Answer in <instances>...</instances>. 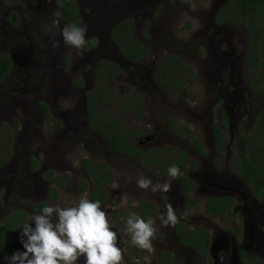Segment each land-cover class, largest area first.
<instances>
[{
	"label": "rangeland",
	"instance_id": "1",
	"mask_svg": "<svg viewBox=\"0 0 264 264\" xmlns=\"http://www.w3.org/2000/svg\"><path fill=\"white\" fill-rule=\"evenodd\" d=\"M75 1L81 17L80 26L86 25L88 29L83 55L64 44L58 29L50 32L44 27L53 19L56 0H24L13 8L9 7V0H0V52L11 55L17 66L12 89L6 84L0 88V122H5L12 134L9 158H22V165H2L0 172L17 167V174L23 178L20 183L15 181L19 184L15 185L17 192L23 194L12 200L9 181L0 177L3 217L8 211L21 207L35 227L30 220L35 198L39 201L52 199L48 204L59 202L75 206L79 195L87 192L89 196L94 186L83 168V161L102 162L115 177L113 183L105 186L109 198L101 207L106 211L111 229L117 232V246L122 250L121 264H134L135 259L131 236L123 221H116L113 211L136 212L142 201L155 204L159 210L149 216L155 221L159 239L152 242L153 249L146 252L141 264H159L164 251L174 255L173 264H201L193 250L183 251L173 245L170 227L160 223L159 215L165 211V201L160 194L141 190L136 184L140 174L150 176L154 183L167 176L138 165L123 153L112 151L110 143L88 126L85 92L92 91L96 84L95 63L105 59L122 68L112 86L118 99L135 89L142 95L139 104L143 112L139 115L136 111L122 110L123 103L112 99L99 101L97 111L118 115L127 126L139 130L141 137L136 142L144 148L158 146L170 152L169 146H175L185 149L189 159L197 160L196 167L187 171L195 186V206L180 212L184 197L177 179L172 181L171 191L167 193L179 220L191 228L203 226L210 230L215 264H237L238 249L251 257H259L260 264H264V198L258 199L254 186L233 169L236 156L246 146L247 134L254 125L264 121V95L252 91L245 80L244 59L248 45L244 28L214 21L219 7L227 0H125L133 6L144 3L151 10L148 17L133 14L135 38L151 52V58L138 65V72L129 67L132 62L123 60L109 41L113 11H122L130 4L117 0ZM8 9H13L17 17L20 14L17 25L4 23ZM121 15L125 16L123 12ZM65 23L69 22L61 15V27ZM93 40L95 46L90 48L88 42ZM53 42L57 46H53ZM261 45L264 47L263 43ZM167 54L179 57L194 71V81L180 94H167L154 76L155 68ZM43 102L49 107V115L41 105ZM172 120L182 130L187 127L194 131L206 153L196 154L193 145L175 133ZM215 125L223 131L226 128L224 151H219L215 144L211 132ZM6 145L7 139L1 138L0 158ZM29 155L39 161L36 170L27 167L30 166L26 164ZM74 163L78 166L74 167ZM47 170H52L57 177L69 176L62 187L55 188V198L46 197ZM81 181L88 183L87 190L80 188ZM225 194L234 196L240 203L234 217L222 220L208 215L206 200ZM123 218L121 214L120 220ZM241 226L243 230L238 240L235 232ZM78 264H84V257H80Z\"/></svg>",
	"mask_w": 264,
	"mask_h": 264
},
{
	"label": "trees",
	"instance_id": "2",
	"mask_svg": "<svg viewBox=\"0 0 264 264\" xmlns=\"http://www.w3.org/2000/svg\"><path fill=\"white\" fill-rule=\"evenodd\" d=\"M19 3L22 0H12ZM59 5L61 15L69 21L70 24L80 26L81 17L75 0H56ZM227 9V10H226ZM237 11L236 13H234ZM229 17L233 23H243L248 29L250 35L249 64L252 65L251 74L248 77L252 89L264 95V0H229L226 6H223L221 15ZM12 22L17 23L16 19L11 16ZM133 20H124L111 29L113 41L117 45L120 53L130 62L140 63L147 61L151 53L149 48L144 44L136 41L133 37L134 29L132 27ZM90 48L95 46V41L88 42ZM12 68V59L9 54L0 52V82L9 75ZM122 71V68L114 61L102 59L98 61L95 76H97L96 84L92 91L85 92V112L87 114L86 121L88 125L98 134L110 143L111 148L115 151L123 152L140 162L142 165L151 168L155 173L167 176V170L170 166L175 165L180 169L179 181L183 197L184 205L182 213L192 209L196 201L193 197L194 183L190 179L187 171L191 167H196L197 160H190L183 148H175L169 146V151L164 148L148 147L144 150L137 140L141 137V132L127 126L122 118L118 115L104 114L98 112V102L108 99L116 100L123 103L122 110L136 111L139 115L143 112L141 104L142 95L140 92L132 89L125 96L119 98L116 96L112 86L115 77ZM194 71L191 66L183 63L181 59L175 55L167 54L162 62L155 69V78L160 88L167 94H180L188 88V84L194 81ZM185 87V88H184ZM187 93V91L185 92ZM48 114V106L41 103ZM134 105V106H133ZM132 107V108H131ZM176 121L172 120V126L175 133L184 138L187 143H191L195 153L202 155L206 153L204 145L194 136V131H190L187 127L181 129L176 126ZM185 130V131H184ZM190 131V132H189ZM224 131L219 125L212 127L211 132L215 139L219 151H224L226 147ZM3 136H6L4 138ZM11 131L7 124H4L2 137L7 139L5 154L0 158V162H4L9 156V146L11 144ZM247 143L239 156H236L233 169L235 173L244 178L247 182L254 186V193L258 199L264 198V121H260L258 125H254L253 129L247 134ZM173 152V154L171 153ZM34 166L37 162L32 158ZM84 167L87 169L89 176L94 184L90 196L92 201H99L100 205L107 203L108 191L106 185L113 183L115 180L114 173L102 162H92L88 159L83 161ZM46 176L54 183L63 186L69 176L57 177L52 172L46 173ZM81 189L84 191L88 188V183L82 181ZM52 197H56V189L52 187L49 191ZM48 206L47 202H41L34 209L38 212L43 207ZM74 206V205H73ZM240 208L239 201L232 195L212 196L206 200L205 211L208 215L226 220L233 218L237 209ZM155 204L149 201H142L136 208V212H124L114 210L116 221H123L126 228V221L130 214L139 213V216L146 221L149 216L152 217L158 213ZM123 212V213H121ZM121 214L124 218L120 220ZM26 212L18 211L9 215L8 220L0 223V263H6L7 257L11 253L17 251L23 252L25 249L22 244L21 233L23 226L28 224ZM30 224V223H29ZM120 224V223H119ZM155 227V226H154ZM243 226L237 228L235 232L237 239L241 236ZM175 233L180 244L183 247L192 249L203 261V264H215L211 254L213 245V237L210 230L206 227L199 226L196 228L189 227L184 221L179 220L175 226ZM159 233L155 232L152 242L159 239ZM131 241V240H130ZM131 250L134 264H141L147 250H142L131 243ZM239 257L242 264H260L259 257L248 256L244 250L239 249ZM174 255L169 251H164L159 257V264H173Z\"/></svg>",
	"mask_w": 264,
	"mask_h": 264
},
{
	"label": "clouds",
	"instance_id": "3",
	"mask_svg": "<svg viewBox=\"0 0 264 264\" xmlns=\"http://www.w3.org/2000/svg\"><path fill=\"white\" fill-rule=\"evenodd\" d=\"M52 16L51 23L44 27L50 32L58 29L64 44L83 55L87 26L65 23L61 27V12L58 9ZM53 46H57V43L53 42ZM73 166L78 165L74 163ZM179 176L180 169L172 165L167 170V178L161 181L154 183L145 174H140L136 179L138 188L159 193L165 201V211L159 215L164 227H175L179 223L167 195L171 191L172 181ZM30 220L34 221L35 227L25 224L21 233L25 251H17L7 257L9 264H78L80 257H84V264H121L122 250L117 246V232L111 229L106 211L99 201L90 200L87 192L79 195L75 206L52 203L40 212H34ZM154 224L151 218L146 221L135 213L130 214L126 231L131 236V243L142 250L152 251L156 232Z\"/></svg>",
	"mask_w": 264,
	"mask_h": 264
},
{
	"label": "flooded vegetation",
	"instance_id": "4",
	"mask_svg": "<svg viewBox=\"0 0 264 264\" xmlns=\"http://www.w3.org/2000/svg\"><path fill=\"white\" fill-rule=\"evenodd\" d=\"M24 0H22V1H20L19 3H15V2H13L12 0H9V2H11V5L9 6L10 8L12 7H15L16 5H19V4H21V2H23ZM101 1V3H102V1L103 0H99V2ZM105 1V0H104ZM106 1H110V0H106ZM117 1H120V2H122V3H124V1L125 0H117ZM119 2V3H120ZM228 2H229V0H227L225 3H224V5L223 6H226L227 4H228ZM56 3H57V1H56ZM89 3H91V1L89 0ZM125 3H129V2H127V1H125ZM130 4V3H129ZM91 6H93V4H91ZM223 6H221V7H219V9H218V11L216 12V15L214 16V21H215V23L216 24H229V25H235V26H242L243 28H244V30H245V41L247 42V45H248V53H246V57H245V59H244V62H245V80H246V83H247V85L249 86V88L250 89H252V87H251V84H250V82H248V77H249V75L251 74V72H250V70H251V68H252V65H250L249 64V59H248V55L250 54L249 53V49H250V44H251V40H250V35H249V32H248V29L246 28V26L243 24V23H233L232 21H231V19L229 18V17H227L226 16V14H225V16H223V15H221V11H222V8H223ZM57 9L59 10V5H58V3H57ZM227 10V9H226ZM60 11V10H59ZM150 11L151 10H149L148 9V5H145L144 3H141V4H139V5H137V6H133V5H128L127 7H125V9L124 10H122V11H118V10H115V11H113V13H115V15H113V17H114V19H112L111 20V26H115L116 24H118V23H120V22H122V21H124V20H127V19H132L133 20V24H132V27H133V29H135V19H134V17H133V14H137V16H141V15H144V16H146L147 15V17L150 15ZM121 12H123V14H125V16H122L121 15ZM237 11H235L234 13H236ZM11 16H12V18L13 19H16L17 20V23H14V22H12L10 19H11ZM20 16V14H18V17ZM117 16V17H116ZM18 17H17V14L16 13H14L13 12V9H8L7 10V12L5 13V15H4V23L5 24H10V25H12V26H14V25H17L18 24ZM68 21V20H67ZM69 22V21H68ZM3 25V22L1 23V26ZM133 37L135 38V30H134V35H133ZM32 38V37H31ZM135 40L136 41H139L138 39H136L135 38ZM16 42H19V41H16ZM22 42V41H21ZM21 42H20V44H21ZM23 43V42H22ZM1 51V50H0ZM149 51H150V49H149ZM119 54H120V57L122 58V59H124V57L122 56V54L120 53V52H118ZM151 53V52H150ZM10 57H11V59H12V68H11V71H10V73H9V75L7 76V77H5L1 82H0V88L4 85V84H6V87H9L10 89H12V87H13V82H12V78H13V76H14V74L16 73V70H17V66H16V63H14V59H13V57L10 55ZM150 58H151V56H150ZM149 58V59H150ZM102 60V59H101ZM100 61V60H99ZM144 62V61H143ZM142 62H140V63H134V62H132V64H129V67L134 71V72H138V65L139 64H141ZM30 65V64H29ZM32 65V64H31ZM95 66H97L96 65V63H95ZM25 67H26V69H28L27 68V66L25 65ZM156 69V68H155ZM154 76H155V71H154ZM140 79H141V77H140ZM9 81H10V83H9ZM252 91H254L253 89H252ZM262 96V95H261ZM48 106V105H47ZM43 107V106H42ZM43 109H44V111H45V113L47 114V112H46V110H45V108L43 107ZM50 113H49V107H48V114L47 115H49ZM85 114H86V112H85ZM86 117H87V114H86ZM4 124H6L5 122H0V139H1V137H2V131H3V126H4ZM89 126V125H88ZM10 128V127H9ZM4 138H6V136H3ZM180 137V136H179ZM141 146V145H140ZM142 147V146H141ZM144 150H146L147 148L145 147H142ZM111 150L112 151H114V152H119V151H115V150H113L112 148H111ZM194 152H195V150H194ZM120 153H123V152H120ZM5 154V152H3L2 153V156L1 157H3V155ZM124 155H126L131 161H133V162H135V163H137L138 165H140V166H142V167H146V166H144V165H142L140 162H137L135 159H133L132 157H130L129 155H127L126 153H123ZM34 156H31V155H29L28 157H27V160H26V164L27 163H29L30 164V166H27V167H30L31 169H37L38 168V166H39V161L34 157V160L37 162V166H34V163H33V161H32V158H33ZM14 161V162H11V161ZM21 160H22V158H19L18 156H15V158H13V159H11V158H9V156H8V159L7 160H5L4 162H0V166H2V165H19V164H21L22 165V162H21ZM190 160H194V159H190ZM21 162V163H20ZM25 168H26V166H24ZM9 168V170H7V171H5V172H0V177L1 178H6L9 182H8V188L10 189V191H11V193L10 194H13L11 197H10V199H12V200H14L15 199V197L16 196H19V195H22L23 193L22 192H17V190H16V188H15V185L17 186V185H19L18 183H20V181H23V178H21V176L20 175H18L17 174V167H15L14 168V170L13 169H11L10 167H8ZM83 168H84V170L87 172V169L83 166ZM48 172H52L53 173V171L52 170H47V171H45V173H48ZM189 172V171H188ZM188 172H187V174H188ZM54 174V173H53ZM87 174H88V172H87ZM46 175V174H45ZM160 175H162V174H160ZM88 176H89V174H88ZM165 176V175H164ZM47 177V176H46ZM89 178H91L90 176H89ZM47 179H48V181H49V189L45 192L46 193V197L47 198H51L52 196L50 195V193H49V191H50V189L52 188V187H55V188H58V187H60L61 185L60 184H56V183H54V182H52L48 177H47ZM15 181H18V183L17 182H15ZM82 182V181H81ZM80 182V183H81ZM178 182V186H179V189H180V191L182 192V189H181V186H180V183H179V181H177ZM71 183V182H70ZM62 187V186H61ZM79 187V186H78ZM80 188H81V186H80ZM94 189V186H93V188L91 189V191H89V199L90 200H92V198H91V196H90V194H91V192H92V190ZM17 192V193H16ZM182 194H183V192H182ZM34 197L33 196H31V199H33ZM52 198H55V197H52ZM36 199V201H35V203H34V205L32 206V208H31V211L34 213V212H38V211H36L35 209H34V207L36 206V205H38V204H40L41 202H49L50 203V201L52 200V199H46V200H41V201H39V200H37V198H35ZM53 200H55V199H53ZM38 201V202H37ZM1 205V204H0ZM49 205V204H48ZM102 205H104V204H102ZM182 208H183V206L181 207V206H179V209H180V212H182ZM18 211H24V212H26L23 208H21V207H16L15 209H12V210H10V211H8L7 212V215H6V217L4 218L3 217V213H4V211H3V209H2V207H0V216H1V218L0 219H2L1 221H0V223H3V222H5L6 220H8V218H9V215L11 214V213H13V212H18ZM27 217H28V215H27ZM4 218V219H3ZM29 219V218H28ZM29 221V220H28ZM30 223V222H29ZM31 224V223H30ZM32 225V224H31ZM170 235H171V237H172V243H173V245H176V246H178L179 247V249L180 250H183V251H190V250H192V249H189V248H186V247H183L181 244H180V241H179V239H178V237L176 236V233H175V227H170ZM156 241V240H155ZM237 243H239V242H237ZM238 251H239V249L236 251V259L237 260H239V258H238V256H239V254H238ZM226 252H227V250H226ZM245 252V251H244ZM246 253V252H245ZM13 253H11L10 254V256L12 255ZM197 255V254H196ZM9 256V257H10ZM249 256V255H248ZM197 257L200 259V261H201V264H203V261H202V259L197 255ZM253 258H255V257H253ZM174 259H175V257H174ZM0 264H9V262L7 261L6 263H0Z\"/></svg>",
	"mask_w": 264,
	"mask_h": 264
},
{
	"label": "water",
	"instance_id": "5",
	"mask_svg": "<svg viewBox=\"0 0 264 264\" xmlns=\"http://www.w3.org/2000/svg\"><path fill=\"white\" fill-rule=\"evenodd\" d=\"M105 12H109V11H105ZM109 13L111 14L112 12L110 11ZM111 29H112V26L109 28V31H110V34H109V41H110V43L114 46L115 50L118 51V52H120L119 49H118V47H117V45H116L115 42L113 41L112 34H111ZM123 60L127 61L126 58H124ZM98 61H99V60H97L96 65H97ZM84 102H85V100H84ZM84 107H85V106H84ZM85 110H86V108H85ZM238 258H239V260L236 259V260H237V264H242L241 259H240L239 256H238Z\"/></svg>",
	"mask_w": 264,
	"mask_h": 264
}]
</instances>
